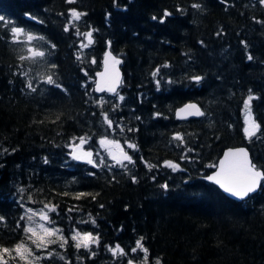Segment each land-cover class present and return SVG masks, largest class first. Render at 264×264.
<instances>
[{
    "label": "trees",
    "instance_id": "16d2710c",
    "mask_svg": "<svg viewBox=\"0 0 264 264\" xmlns=\"http://www.w3.org/2000/svg\"><path fill=\"white\" fill-rule=\"evenodd\" d=\"M0 16V249L33 247L28 212L47 210L59 231L38 264H264V178L241 201L203 178L239 145L264 173L262 0H0ZM107 48L123 79L97 93ZM192 100L202 116L177 119ZM81 138L92 163L74 159ZM77 232L98 243L77 249Z\"/></svg>",
    "mask_w": 264,
    "mask_h": 264
},
{
    "label": "snow or ice",
    "instance_id": "6c2138e0",
    "mask_svg": "<svg viewBox=\"0 0 264 264\" xmlns=\"http://www.w3.org/2000/svg\"><path fill=\"white\" fill-rule=\"evenodd\" d=\"M69 2H72V0H69ZM264 2V0H262ZM194 7H199L198 5H193ZM81 13H77L75 11L72 12V16L74 19L79 20ZM169 15V13L165 12V16ZM5 18L3 16H0V21H3ZM155 19V17H153ZM163 22V21H161ZM12 32L14 35H19L22 32V29L18 27H13ZM86 36L89 37V43H91V33H85ZM29 39H32V37H29ZM31 52L32 50L29 49ZM33 56H43V52H33ZM249 59H252L251 56L248 57ZM114 63H119V61H114ZM155 75V73L153 74ZM197 81H199L200 77H195ZM119 80L118 75L116 78L108 85L109 91H114V85ZM47 83L52 84L54 81L52 80L51 76L48 77ZM28 87H31V84L28 85ZM98 90L103 91V86L99 87ZM123 99V97H121ZM253 97H249V101H251ZM246 108H249V104L246 102L245 104ZM188 110H195L191 114H197L202 115L199 111V109L196 108L195 105L189 104L186 105L184 109H181V112H187ZM250 114V113H249ZM107 119V117H105ZM109 124H111V121H108ZM259 129V125L255 122L251 123V127L246 128L245 132L249 137L254 136L256 134V131ZM175 139L181 140L182 138L180 136H176ZM85 141L83 138H81L80 143L83 144ZM100 143L102 145H109L111 144L115 148H119L120 146L118 144H115V142H110L106 140H101ZM129 147H135L134 145H129ZM114 160L117 161V163H122L123 161H128L129 163L132 162V158L128 156L126 153L120 152V153H113L110 151L109 153ZM85 157H89L88 163H92V160L90 159L91 153L85 152L82 154ZM81 154L74 155V159H80ZM166 166L172 168L175 170L177 168L176 164L169 163ZM264 178V173L256 169V166L251 163V161L248 159V153L244 149H239L235 152H228L225 154L224 160L220 162V170L215 173L213 176H209L208 179L211 180L214 184L218 185L225 193H228L231 196L237 197L239 199H243L246 197L249 193L256 190L259 181ZM135 182V181H134ZM161 187L165 188L167 190V185H161ZM80 195H83L82 193ZM35 214V213H34ZM0 219H3L0 217ZM42 220H47L48 217L46 215H41ZM95 223V221H93ZM26 231L31 233L33 236H36L37 239L33 240V243H37L38 246L44 245L46 243H53L55 241L46 240V237H51L56 234L59 230H50L44 225H40V232L37 233V231L33 228H28ZM72 239L74 241H77L76 248L79 249L81 247L88 248L91 243H98V237H93L91 233H84L81 234L80 232H77L74 236H72ZM61 240H63V237H61ZM143 240V237L140 238V240L137 241L136 247L140 248L145 255H147V249L143 247V244L141 241ZM64 243H67V241H64ZM11 250L7 248L0 249V252L4 254H8ZM16 254L19 256L21 260H26L27 257H30L32 253L30 250L23 244L20 243L16 246L14 249ZM110 251H113V254L121 253L123 254V250L120 248L119 245H116L115 249H110ZM135 251V249H133ZM0 264H7V261L3 260V256H0ZM131 264V262H129ZM156 264H159V260L156 261Z\"/></svg>",
    "mask_w": 264,
    "mask_h": 264
},
{
    "label": "water",
    "instance_id": "95a60500",
    "mask_svg": "<svg viewBox=\"0 0 264 264\" xmlns=\"http://www.w3.org/2000/svg\"><path fill=\"white\" fill-rule=\"evenodd\" d=\"M114 61H119V63H114ZM121 62H122V58L120 56H117L116 54H114L110 48H107L104 51L103 56H102V66L95 74V81H94V90H95V92H97V93H102V92L115 93L119 89V87L121 86V83H122V79H123V72H122V69H121ZM117 75L119 77V80L114 85V91H109L108 90V85L116 78ZM101 86H103V89H104L103 91L98 90V88L101 87ZM189 104L195 105L196 108L199 109V111L201 113H203V109H202L201 105L198 102H196L194 100L187 101V102H185V103H183V104H181V105H179V106H177L175 108L174 115H175V117L177 119L198 118V117L202 116V115H197V114H191L195 110H188L187 112H181V109H184L185 106L189 105ZM239 149H244L248 153V159L253 164L250 151L245 145L229 146V147H226L223 150L222 154L220 155V157L218 158V160L216 162L215 168L209 174L203 176V178L205 180L209 181V182H212L211 180L208 179V177L215 175V173H217L220 170V162L222 160H224L225 154L228 153V152H235V151H237ZM123 153H126L128 155L127 152H123ZM256 169L263 173L262 169L257 168V167H256ZM262 180H263V178L259 181V184H258L256 190L251 192V193H249L243 199H239L237 197L231 196L228 193H225L223 191V189H221L218 185H216V184L215 185L218 186L222 190V192H224L230 198H232L234 200L241 201V200H244V199L248 198L249 195L254 194L256 191H258Z\"/></svg>",
    "mask_w": 264,
    "mask_h": 264
},
{
    "label": "rangeland",
    "instance_id": "374dc122",
    "mask_svg": "<svg viewBox=\"0 0 264 264\" xmlns=\"http://www.w3.org/2000/svg\"><path fill=\"white\" fill-rule=\"evenodd\" d=\"M248 102H249V99H248ZM247 102V103H248ZM245 129L246 128H249L251 127V123L253 122L252 120V117H251V114H249L248 111L245 112ZM106 140V139H105ZM106 141H110V142H115V144H118L120 147L117 149L115 147H113L111 144L109 145H102L101 144V148L112 158V156L109 154L110 151L113 152V153H120V152H127L129 154V151L128 149L126 148L125 145L121 144L120 142L118 141H112V140H106ZM72 152L74 155H77V154H81V158L80 160H84V161H88L89 157H85L83 156L82 154L85 153V152H89L91 153V157L90 159L93 161V158H92V152L88 149H86L84 147V143L81 144L80 142L73 145L72 146ZM113 159V158H112ZM114 160V159H113ZM116 161V160H114ZM35 213V214H34ZM46 215L47 216V210H30L28 212V228H33L37 231V233L40 232V225H44V227L50 229V230H55L53 227H51L48 223H47V220H42L41 219V215ZM30 239H31V242L33 244V247L29 244H24L29 250L30 252L32 253V255L30 257H27L26 260H21L20 258L17 259V260H6L7 259V256L4 255V253L0 252V256H3V260L7 261V264H38L37 262V252L36 250H39V251H42V249L44 248L45 244L44 245H40L38 246L37 243H33V240H36L37 237L36 236H33L31 233H30ZM52 237V236H51ZM51 237H46V240H51ZM8 256H14V255H17L16 252H13V253H8L7 254ZM18 256V255H17ZM19 257V256H18Z\"/></svg>",
    "mask_w": 264,
    "mask_h": 264
}]
</instances>
